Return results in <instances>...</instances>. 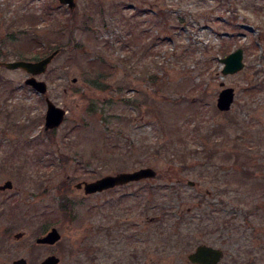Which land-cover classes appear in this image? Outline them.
Listing matches in <instances>:
<instances>
[{
    "label": "rangeland",
    "instance_id": "rangeland-1",
    "mask_svg": "<svg viewBox=\"0 0 264 264\" xmlns=\"http://www.w3.org/2000/svg\"><path fill=\"white\" fill-rule=\"evenodd\" d=\"M76 1L73 17L59 0H0V62L63 48L39 76L46 95L25 70H2L0 185L14 188L0 191V264H189L200 243L224 249L220 264H264V0ZM239 47L244 69L224 76L221 58ZM97 59L113 72H92ZM222 82L236 90L227 112ZM46 96L68 111L53 130ZM142 167L157 176L76 187ZM52 227L62 239L37 245Z\"/></svg>",
    "mask_w": 264,
    "mask_h": 264
},
{
    "label": "water",
    "instance_id": "water-1",
    "mask_svg": "<svg viewBox=\"0 0 264 264\" xmlns=\"http://www.w3.org/2000/svg\"><path fill=\"white\" fill-rule=\"evenodd\" d=\"M63 4H68L70 8L76 6V0H60ZM62 51V48H57L51 52L48 56L37 60H14V61H3L0 62V76L2 68L8 69H23L28 74V78L25 80V84L34 88L39 94H45L48 90V84L44 80H40L38 77L44 74L52 61ZM221 62L224 63L222 69L223 75H232L239 73L245 67L244 63V48L239 47L236 50L229 53L227 56L221 58ZM225 85L224 82L221 84ZM236 91L234 87H225L219 93L217 99V107L220 111H229L235 101ZM47 111L45 116V127L46 129H54L59 127L65 120L66 109L56 105L49 97H46ZM157 171L153 167H144L135 171L120 172L117 174L106 175L98 178L95 181H84L76 185L78 189H83L86 195L103 192L115 188L117 186L125 185L130 182L140 181L143 179L155 178ZM193 184L194 182H190ZM13 188L12 180H7L3 185L0 186V190H7ZM24 237V233L19 232L15 234L16 239ZM62 239L60 231L53 227L47 234L37 238L38 244H49L54 245ZM224 257V251L220 248H215L206 244H201L197 249L190 253L188 260L196 264H219ZM60 258L56 255H50L42 264H59ZM13 264H27L25 258L17 259Z\"/></svg>",
    "mask_w": 264,
    "mask_h": 264
},
{
    "label": "trees",
    "instance_id": "trees-1",
    "mask_svg": "<svg viewBox=\"0 0 264 264\" xmlns=\"http://www.w3.org/2000/svg\"><path fill=\"white\" fill-rule=\"evenodd\" d=\"M98 58H100V55H98ZM97 60H98V59H97ZM91 62H92V64H94L95 62H98L97 65H93V70H92V72H99V75L102 74L103 72H107L106 75H109V74H111V73L113 72V71H112V68H111V69H108L107 71L102 70V68H101L100 66H101V65H103V66H106V65H107V63L104 62V59H103V60H102V59H99L98 61H91ZM96 66H98L99 68H95ZM86 67H88V66H86ZM108 71H110V72H108ZM94 79H96V78H93V80H94ZM102 79H103V78H101L100 81H101ZM93 80H91V82H92L93 84H95L96 87H100L101 82H99V80H95V81H93ZM97 83H98V84H97ZM123 97H125V96H123ZM125 101L128 102L129 99L125 97ZM133 101H134V102H128V103H126V104L132 106V103H137L138 98L136 97ZM139 101H140V100H139ZM69 188H70V187L67 186V185L65 184V189H64L65 192H67V190H68ZM152 192H153V194H154V195H153V198H154V200H155V199H156L155 194L157 193V191H152ZM60 210L62 211V213H63V215H64L65 218H67V219H72V218L74 217V214H75V203H74V202H71L70 199H68L67 194H65L64 197H63V201H62V203H61V205H60ZM180 226H181V225H180ZM180 226H179V227H180ZM178 236H179V237H184V236H183V233H182L181 231H178L175 235H172V236L169 238V241H172V242L174 243V245H178L179 240H180V238H179ZM162 241H163V243H164V239H163ZM95 243H96V242H95ZM101 247H102V246H101ZM101 247L98 246L97 248L100 249Z\"/></svg>",
    "mask_w": 264,
    "mask_h": 264
},
{
    "label": "flooded vegetation",
    "instance_id": "flooded-vegetation-1",
    "mask_svg": "<svg viewBox=\"0 0 264 264\" xmlns=\"http://www.w3.org/2000/svg\"><path fill=\"white\" fill-rule=\"evenodd\" d=\"M66 6V5H65ZM68 7H69V5H67ZM69 9L71 10V12L73 13V9H71L70 7H69ZM91 17L89 16V15H86L85 16V18H84V20H82V28H88V29H90V28H92V22H91ZM103 23H105V21L103 22ZM106 24V23H105ZM72 46H73V43H72ZM3 62V61H2ZM184 237H180V241L181 242H183L184 241ZM201 244H205V243H200V244H198L197 246H196V248L195 249H197V247L199 246V245H201ZM214 247H216V246H214ZM217 248H220V247H217ZM195 249L194 250H192V251H190L189 252V254L190 253H192V252H194L195 251ZM224 250V249H223ZM188 254V255H189ZM224 254H225V252H224ZM188 255H187V257H188ZM221 263V262H220ZM219 263V264H220ZM189 264H195V263H191V262H189Z\"/></svg>",
    "mask_w": 264,
    "mask_h": 264
}]
</instances>
